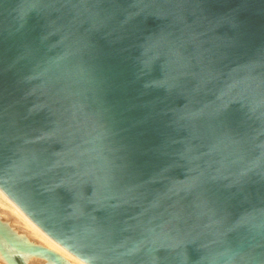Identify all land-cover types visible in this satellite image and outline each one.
Here are the masks:
<instances>
[{"label":"water","instance_id":"obj_1","mask_svg":"<svg viewBox=\"0 0 264 264\" xmlns=\"http://www.w3.org/2000/svg\"><path fill=\"white\" fill-rule=\"evenodd\" d=\"M0 189L86 264H264V0H0Z\"/></svg>","mask_w":264,"mask_h":264},{"label":"bare ground","instance_id":"obj_2","mask_svg":"<svg viewBox=\"0 0 264 264\" xmlns=\"http://www.w3.org/2000/svg\"><path fill=\"white\" fill-rule=\"evenodd\" d=\"M0 230L7 237L1 236L0 244L9 259L21 257L26 264H57L49 254L32 251L41 248L58 256L62 264H86L42 231L1 189ZM0 264H9L1 252Z\"/></svg>","mask_w":264,"mask_h":264},{"label":"rangeland","instance_id":"obj_3","mask_svg":"<svg viewBox=\"0 0 264 264\" xmlns=\"http://www.w3.org/2000/svg\"><path fill=\"white\" fill-rule=\"evenodd\" d=\"M17 261L21 264H26L20 257H16Z\"/></svg>","mask_w":264,"mask_h":264}]
</instances>
